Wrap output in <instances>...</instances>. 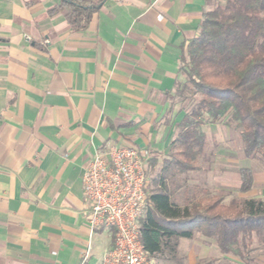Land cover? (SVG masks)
Wrapping results in <instances>:
<instances>
[{
    "label": "crops",
    "instance_id": "obj_1",
    "mask_svg": "<svg viewBox=\"0 0 264 264\" xmlns=\"http://www.w3.org/2000/svg\"><path fill=\"white\" fill-rule=\"evenodd\" d=\"M60 1L0 0V264L102 263L114 234L91 229L85 169L171 147L181 49L214 3L106 0L75 31Z\"/></svg>",
    "mask_w": 264,
    "mask_h": 264
},
{
    "label": "trees",
    "instance_id": "obj_2",
    "mask_svg": "<svg viewBox=\"0 0 264 264\" xmlns=\"http://www.w3.org/2000/svg\"><path fill=\"white\" fill-rule=\"evenodd\" d=\"M105 1L61 0L50 14H61L73 30L85 31ZM216 1L204 15L199 35L181 49L183 81L172 99L178 98L182 107L164 166L172 176L200 171L198 161L208 142L204 128L224 119L240 132L245 158L258 160L264 169V0ZM157 164L153 157L147 177ZM240 177V192H249L255 182L252 169L241 168ZM153 182L155 190L146 189L140 233L156 264H182L179 240L196 233L240 260H246L254 237L264 244L263 200L226 204L224 197L196 189L192 194L187 190L180 205L169 193L165 174Z\"/></svg>",
    "mask_w": 264,
    "mask_h": 264
},
{
    "label": "rangeland",
    "instance_id": "obj_3",
    "mask_svg": "<svg viewBox=\"0 0 264 264\" xmlns=\"http://www.w3.org/2000/svg\"><path fill=\"white\" fill-rule=\"evenodd\" d=\"M216 3L217 1L214 0L213 6ZM173 101L176 103L179 99ZM177 105L179 108L182 107L181 104ZM227 120L205 126L208 142L198 161L199 172L175 176H172V172L165 173V161L172 150L171 147L158 156H154L155 152L149 149L152 157L158 158V164L150 170L147 177L151 189L155 190L156 187L153 180L160 179V176L165 174L169 193L173 201L178 204L185 200L187 190L192 194L196 189L209 190L214 195H220L224 197L226 204L233 199L264 201V169L258 160L245 158L240 132L234 126H226ZM244 167L252 169L255 181L253 188L247 193L240 192V169ZM179 259L182 264H264V244L254 237L246 260H240L223 254L214 239L196 233L193 239H180Z\"/></svg>",
    "mask_w": 264,
    "mask_h": 264
},
{
    "label": "built area",
    "instance_id": "obj_4",
    "mask_svg": "<svg viewBox=\"0 0 264 264\" xmlns=\"http://www.w3.org/2000/svg\"><path fill=\"white\" fill-rule=\"evenodd\" d=\"M152 158L146 148L107 146L95 152L85 169L83 191L91 229H109L114 234V246L101 264H154L140 233Z\"/></svg>",
    "mask_w": 264,
    "mask_h": 264
},
{
    "label": "water",
    "instance_id": "obj_5",
    "mask_svg": "<svg viewBox=\"0 0 264 264\" xmlns=\"http://www.w3.org/2000/svg\"><path fill=\"white\" fill-rule=\"evenodd\" d=\"M101 6V5H100Z\"/></svg>",
    "mask_w": 264,
    "mask_h": 264
}]
</instances>
